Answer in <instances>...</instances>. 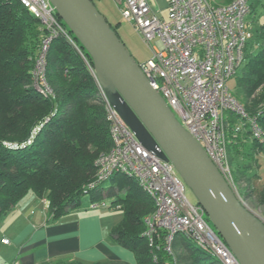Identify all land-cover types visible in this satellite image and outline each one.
I'll use <instances>...</instances> for the list:
<instances>
[{
  "label": "trees",
  "instance_id": "16d2710c",
  "mask_svg": "<svg viewBox=\"0 0 264 264\" xmlns=\"http://www.w3.org/2000/svg\"><path fill=\"white\" fill-rule=\"evenodd\" d=\"M258 3L263 15L264 0H253L250 13H255ZM260 18L252 27L245 62L231 78L233 89L229 86L245 107V115L225 112L229 161L236 184L238 175L249 178L247 168L259 164L258 152L264 153V22ZM112 27L121 37L113 24ZM44 35L40 18L19 0H0V218L34 196L49 201L48 221H56L87 198L91 205L106 202L105 207L123 210V218L112 227L111 236L134 253L135 264H222L182 234L174 243L178 254L164 249V230L157 240L159 247L150 245L144 234L145 217L155 205L136 179L114 172L108 178L113 180L110 186L103 185L108 179L95 183L97 160L112 147L96 80L73 44L65 37H57L47 57V76L54 95L40 94L32 86V70ZM259 88V97L249 99ZM253 118L262 130L260 136L254 134ZM245 189L247 195L256 192L251 182ZM119 190L125 193L119 194ZM107 196H111V202L103 200ZM258 197L264 204V191H259ZM42 264L85 262L58 259ZM92 264L130 263L111 260Z\"/></svg>",
  "mask_w": 264,
  "mask_h": 264
},
{
  "label": "built area",
  "instance_id": "2783aa9c",
  "mask_svg": "<svg viewBox=\"0 0 264 264\" xmlns=\"http://www.w3.org/2000/svg\"><path fill=\"white\" fill-rule=\"evenodd\" d=\"M19 1L40 18L45 28L32 70L33 85L40 94L54 95L47 76V57L57 37H65L73 44L96 77L94 65L50 0ZM116 1L123 17L134 23L151 46L150 57L139 62L151 84L164 96L182 125L204 146L245 206L264 221V210L251 208L237 191L226 138L225 112L231 110L245 115L243 106L231 92L229 80L243 66L252 37V26L247 20L250 0L222 4L210 0H165L166 16L161 8L154 7L152 0ZM98 89L109 122L112 147L97 160L95 183L105 181L114 172L138 181L155 205L154 211L145 217L144 234L150 245L159 247L157 240L162 238L161 230H164L163 246L168 253L174 254L175 240L182 234L222 264H241L210 224L204 207L187 197L186 183L174 164L148 150L119 115L100 84ZM251 122L254 134L260 136L258 122L255 118ZM107 205L98 202L91 206ZM3 242L10 240L4 238Z\"/></svg>",
  "mask_w": 264,
  "mask_h": 264
},
{
  "label": "water",
  "instance_id": "95a60500",
  "mask_svg": "<svg viewBox=\"0 0 264 264\" xmlns=\"http://www.w3.org/2000/svg\"><path fill=\"white\" fill-rule=\"evenodd\" d=\"M50 1L141 143L174 164L241 264H264V221L245 206L204 146L182 125L95 2Z\"/></svg>",
  "mask_w": 264,
  "mask_h": 264
},
{
  "label": "crops",
  "instance_id": "0c3cea01",
  "mask_svg": "<svg viewBox=\"0 0 264 264\" xmlns=\"http://www.w3.org/2000/svg\"><path fill=\"white\" fill-rule=\"evenodd\" d=\"M159 2L160 0H152L155 8H160ZM165 2L163 0L164 4ZM148 57L142 60L136 58L142 62ZM262 156L264 153L258 152V162ZM238 157L241 159L242 155L239 154ZM257 166L259 164L249 166L247 174L253 177V188L264 191ZM33 204L38 207L41 205L43 214L33 216L35 212L31 211L28 215L29 206ZM46 208L38 198L29 196L0 218V258H6V264L17 260L19 264H42L44 261L69 257L92 262L122 260L135 264L134 253L117 244L112 238L110 229L116 223L107 219V215L89 214L88 211L76 213L70 210L59 220L48 221ZM4 238H8L10 242L4 243Z\"/></svg>",
  "mask_w": 264,
  "mask_h": 264
},
{
  "label": "rangeland",
  "instance_id": "374dc122",
  "mask_svg": "<svg viewBox=\"0 0 264 264\" xmlns=\"http://www.w3.org/2000/svg\"><path fill=\"white\" fill-rule=\"evenodd\" d=\"M96 3V6L98 7V9L106 16L108 17L107 19H109L112 24L117 28V30L119 31L120 35H121V39L125 42L127 48L131 51V53L135 56L138 57L139 59H144L145 57H148L151 55V46L150 44L142 37V35L136 30L134 23L128 21L127 19H125L122 15V11L120 8V5L118 4V2L116 0H94ZM212 3L216 4V3H223L222 0H211ZM253 0H250V3H252ZM260 3V2H259ZM257 4L255 6V13H250L247 16V20L250 22L251 26L253 27V25L257 26V18H260L261 22H264V14L260 15V13H262L261 11L263 10V7L261 6V4ZM160 8L162 9L163 15L166 16L167 15V10H166V2L165 4L163 3V0H160L159 2ZM252 22V23H251ZM149 58V57H148ZM147 58V59H148ZM91 62V61H90ZM93 64V62H92ZM95 80H96V84L97 87L99 86L98 81L95 77V75H93ZM32 86L33 85V81H32ZM229 86L234 87V79H230L229 81ZM230 87V89H231ZM261 92V88H259L258 90H256L254 93L250 94L249 99H256L259 97V93ZM238 100V99H237ZM239 101V100H238ZM245 108V107H243ZM226 115V114H225ZM242 122L245 123V120H243ZM238 159H240V157H238ZM257 168V172L259 173V175L261 176V180H262V184L264 185V156L261 157L260 162H259V166L256 167ZM249 178L247 177H241L240 175H238L239 180L238 183L236 184L237 187V191L240 194V197L243 198V200L245 201V203L247 205H249L251 208L256 209L260 208L262 210H264V204H262L259 201V197H258V193H259V189H255L256 192L254 193L253 191H250L249 195L245 194V190H243L245 187L248 186L249 182H253L252 181V176L247 175ZM113 181V180H112ZM111 179H108L104 182V186H110L111 184ZM235 182V181H234ZM258 188V187H256ZM119 194H124V191L119 190ZM252 192V193H251ZM186 195L187 197L192 201V202H197V198L193 192V190L186 185ZM40 202H42L43 206L47 207L49 205V201L47 199H38ZM103 200L111 202V196H107L105 197ZM42 206L40 205L39 207L36 205H30L29 206V210L27 212V214L29 215L31 211H34L35 213L33 214V216L36 215H41L43 214L42 211ZM71 211L79 213V212H89V214H93V213H102L104 215H107L106 218L109 219L111 222H115L117 223V221H119L120 219L123 218V210L120 209L117 206H114L112 208L110 207H92L90 201L86 198L83 200V202L81 203V205L73 208ZM207 217V215H206ZM3 217H1L2 219ZM0 219V220H1ZM113 220V221H112ZM110 222V223H111ZM210 224L213 226L212 222L209 220ZM112 229V228H111ZM111 229H110V233H111ZM3 248V247H2ZM4 249V248H3ZM177 254L180 252L178 250L175 251ZM183 252V251H181ZM1 253V251H0ZM67 260L70 259H76V258H66ZM213 259V258H210ZM78 260H81V258H79ZM83 260V259H82ZM81 260V261H82ZM102 261V260H101ZM104 261H110V260H104ZM5 262H7V259L4 257L0 258V264H6ZM83 262H85V264H92L94 262L97 261H91V260H83ZM8 264V263H7ZM12 264H19V261H15ZM131 264V263H130Z\"/></svg>",
  "mask_w": 264,
  "mask_h": 264
}]
</instances>
